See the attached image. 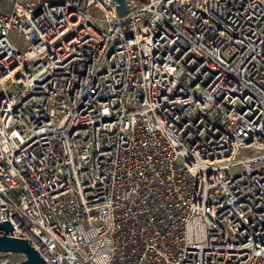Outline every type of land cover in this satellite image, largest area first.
<instances>
[{
  "label": "built area",
  "instance_id": "obj_1",
  "mask_svg": "<svg viewBox=\"0 0 264 264\" xmlns=\"http://www.w3.org/2000/svg\"><path fill=\"white\" fill-rule=\"evenodd\" d=\"M3 1L10 236L44 264H264V0Z\"/></svg>",
  "mask_w": 264,
  "mask_h": 264
},
{
  "label": "water",
  "instance_id": "obj_2",
  "mask_svg": "<svg viewBox=\"0 0 264 264\" xmlns=\"http://www.w3.org/2000/svg\"><path fill=\"white\" fill-rule=\"evenodd\" d=\"M115 7L117 16H121L125 12L124 0H111ZM14 229L8 221L0 223V253L21 254L23 259L14 264H44L45 261L39 253L26 241L14 238Z\"/></svg>",
  "mask_w": 264,
  "mask_h": 264
},
{
  "label": "rangeland",
  "instance_id": "obj_3",
  "mask_svg": "<svg viewBox=\"0 0 264 264\" xmlns=\"http://www.w3.org/2000/svg\"><path fill=\"white\" fill-rule=\"evenodd\" d=\"M10 8V2L8 0H4L3 3H1V10L3 13H7ZM10 39L13 42L20 43L22 40L21 38L17 37L14 34H10ZM23 258L21 254H0V262L7 261V262H18Z\"/></svg>",
  "mask_w": 264,
  "mask_h": 264
}]
</instances>
